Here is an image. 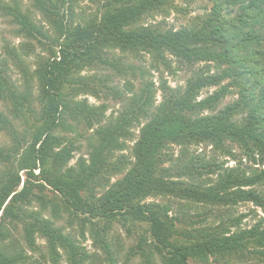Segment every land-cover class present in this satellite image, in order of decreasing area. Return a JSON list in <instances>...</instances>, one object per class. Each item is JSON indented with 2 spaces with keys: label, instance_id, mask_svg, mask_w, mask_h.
Here are the masks:
<instances>
[{
  "label": "trees",
  "instance_id": "16d2710c",
  "mask_svg": "<svg viewBox=\"0 0 264 264\" xmlns=\"http://www.w3.org/2000/svg\"><path fill=\"white\" fill-rule=\"evenodd\" d=\"M31 1L53 36L21 0H0V14L18 36L35 39L47 54L31 72L9 48L23 75L20 86L0 61V103L11 115L0 113V132L11 142L0 146V264H43L35 259L40 253L49 260L44 264H59L62 255L69 264H85V248L43 215L47 206L53 220L65 213L81 229L88 224L108 264L117 262L109 238L115 223L130 232L147 226L144 234L138 231L125 264L135 257L137 264H264V220L243 228L246 215L214 224L207 213L243 202L264 210V171L233 167L219 173L217 159L192 152L202 145L234 156L236 147L246 159L258 155L264 163V69L257 59L262 53L252 48L264 42V0H207L213 4L209 15L177 30L147 24L176 9L175 0H102L98 11L77 23L78 0ZM222 10L234 16L229 19ZM129 55H149L155 68L169 70L173 59L186 66L204 64L184 87H171L162 78L156 86ZM214 64L226 67L215 74ZM88 70L98 73L82 74ZM128 75L136 87L131 81L124 82V90L112 85L115 76ZM231 77L242 81L239 100L215 111L226 87L199 98L203 89ZM249 77L252 84L246 86ZM82 96L105 102L92 104ZM109 99L120 107L107 114ZM79 125L92 130L85 139L87 157L69 166L79 150ZM66 134H76L75 140ZM172 146L180 149L178 155ZM121 173L122 180L111 184ZM211 175L216 179L204 178ZM47 189L58 202L46 200ZM150 197L173 199L176 205L146 202ZM33 202L40 210L30 208ZM190 206L204 209L193 214ZM37 239L45 242L44 253Z\"/></svg>",
  "mask_w": 264,
  "mask_h": 264
},
{
  "label": "rangeland",
  "instance_id": "374dc122",
  "mask_svg": "<svg viewBox=\"0 0 264 264\" xmlns=\"http://www.w3.org/2000/svg\"><path fill=\"white\" fill-rule=\"evenodd\" d=\"M8 1V0H4ZM24 4V8L28 9V11L32 14V16L35 18V21L44 27V31H46L49 35L53 36V28L45 23L40 15V13L32 6L31 0H21ZM102 0H78L73 8V20L74 23L79 22L82 19H88L90 18L96 11L99 10L101 6ZM173 4L177 7L176 9L171 8L167 11V14H156L147 20V24H156L161 22V25L164 29L167 30H177L185 26L190 25V21L194 20L196 16L198 17H205L206 15H209L213 4L210 1L207 0H175ZM182 9V10H180ZM223 15H227L229 19L234 16V14L230 13L228 10H222ZM67 16V12H65ZM227 19V18H226ZM43 42L47 43V40L41 39ZM9 48H15L17 53L20 55L21 58L26 60V65L29 67V70L32 72L36 68V61L41 56H46V46H42L39 44L35 39H29L18 36L16 32V28L14 25L10 23V19L4 17L0 14V61L2 63L6 62V65L9 69V75L11 76L12 80L16 82L18 86L21 85L23 82V75L20 72L19 67L17 64L14 63V61L9 56ZM252 48H255L259 51V53H262L261 56H258L257 59L261 61L260 67L264 69V42L261 41L258 43V45H253ZM131 63L135 67H139L140 70H142L144 73L143 75L147 76L149 80H152L155 85H158V81L160 78L167 81V83L171 87L180 86L184 87L186 84V81L188 78H190L194 72L198 71L199 68L204 64L203 62H195V64L191 66H186L181 63H179L176 60H172V66L171 69H166L162 65L159 64L158 68H155L154 62L150 58L149 55H139L137 57L134 56H128ZM226 67V65H222L220 68H217L214 64V66L211 68L212 72L215 74L222 73V70ZM136 75H140L141 72L136 69ZM106 72V71H104ZM94 73H98L95 70H88L85 73L86 75H92ZM100 73H103L100 72ZM132 75H128L126 77H119L115 76L113 78L112 85H116L120 89L124 90V82L125 81H131L134 86H137V81L133 80ZM246 79H248V76H244ZM250 82L252 81V78H250ZM251 83H247L246 86H250ZM242 81L237 77H231V78H224L218 86H211L208 88H205L201 91L199 98L207 97L208 95L212 94L215 90L219 89V87H226L227 93L225 98H223L216 108L215 111L224 109L225 106L228 104H231L232 102H235L239 100V95L242 90ZM133 86V87H134ZM260 87L257 86V88L254 91V95L256 98L259 96ZM36 95V91L34 92V96ZM81 98H87L89 103H96L100 104L102 102H105L103 100H96L93 97L89 96H82ZM160 94L157 93L156 95V104L160 102ZM109 105V111L107 114H110L114 111H117L120 107V104H118L116 101L109 99L108 100ZM214 111V112H215ZM0 113L3 114V116L8 117L11 119V115L9 114L8 106L0 103ZM242 116H245L244 114ZM237 118H241V115L238 114ZM80 133L81 137L76 142V146L79 150H76L73 152V158L70 160L69 166H75L77 161L80 158H86L88 147L86 138L88 135L92 133V130H86L83 126L79 125L76 134ZM76 134H66L71 139L75 140ZM11 144L9 136L5 132H0V146H9ZM131 144V143H130ZM174 147V146H172ZM174 153L175 155L179 153V148L174 147ZM235 155L234 156H225L221 155V153L215 152L211 149L210 146H207L206 148L202 145L199 147H194L192 149V152H195L194 154L198 153H204L209 157L210 155L217 159V162H219L220 170L219 173H223V170L226 168H233V167H240V169L243 171H248L250 169L255 170L257 172L264 171V163H259V156L257 155L254 160L246 159L245 156H243L237 149L234 147ZM128 154L129 152L126 151ZM3 168L2 165H0V170ZM247 169V170H246ZM37 173V171H36ZM19 175L21 177V184L20 188L23 185L24 182V174L20 171ZM124 176V173H121L119 175L113 176L110 180V183L113 184L114 182L118 180H122ZM205 179H216L214 175L211 176H205ZM47 199V201L53 200L58 202L55 195L50 189L45 190L42 193ZM169 202L172 204V207L176 205L175 201L173 199H162L158 197H150L146 199V202ZM48 204V203H47ZM39 203L33 202L30 206L33 210H40ZM191 212L194 213H201L203 209L201 207L197 208L196 206H190ZM43 215L47 218L51 219L54 223H56L57 226H63L65 228V231L70 234L73 238H75L81 246H83L86 250L87 255L89 256V259L86 260L85 264H108L106 259V254L94 244V240L92 236L89 234V227L88 224L86 226L81 227L79 226L77 220L70 219L68 215L65 213L63 214V217L59 220H53L51 214H50V208L47 206L46 210H43ZM209 221H213L214 224H217L221 219L226 220L227 217H240L242 215H246L245 218H241L240 224L244 227H250L255 222L259 220H264V210L261 207L255 206L252 202H243L238 203L232 208H211L209 212ZM147 226L142 225L135 231H127L125 227H123L120 224H114L112 230L110 231L109 238L111 243V249L114 251V255H116V264H125V257L126 254L129 252V249L131 246L135 245L137 243L138 234L140 232H144L146 230ZM139 231V233H138ZM81 232L84 233V236H82ZM144 234V233H143ZM20 237L19 235H17ZM37 244L39 246V249L42 250L41 252L44 253L45 251V242L43 240L37 239ZM35 259H37V262L46 263L45 261H49L48 258L40 254H35ZM138 258H133L132 261H127L126 264H137ZM59 264H69V262L66 260L65 256L62 255Z\"/></svg>",
  "mask_w": 264,
  "mask_h": 264
}]
</instances>
